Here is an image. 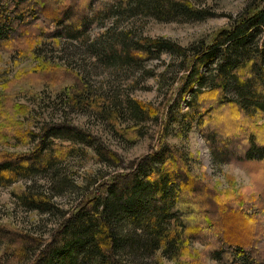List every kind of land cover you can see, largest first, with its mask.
<instances>
[{"label":"rangeland","instance_id":"374dc122","mask_svg":"<svg viewBox=\"0 0 264 264\" xmlns=\"http://www.w3.org/2000/svg\"><path fill=\"white\" fill-rule=\"evenodd\" d=\"M253 1L189 0L196 8L206 9L211 16L204 20L179 16L164 22L138 11L131 17L119 13L118 18L113 19L108 15L113 1L94 0L91 16L99 13L103 18L99 17L87 27L81 41L49 38L48 34L56 28L51 27L47 34L40 35L42 38L29 42L23 51L0 49V156L30 155L44 139L52 148L50 142L53 141L62 151L63 156L59 157L65 159L45 175L32 180L20 178L8 186H0V226L41 240L49 239L60 218L58 211L51 214L30 210L21 205L14 193H22L31 186L33 191L51 197L60 211L67 212L91 189L109 181L115 171L130 172L129 167L142 166L154 154L156 157L164 154L168 159L166 151L169 150L180 155L200 183V198L193 202L192 210L197 217L191 221L196 224L210 222L211 233L222 240L240 241L245 246L250 243L248 248L253 249L251 251L260 261L256 264H263L264 162L216 159L199 129L198 120L191 122L190 94L184 95L178 106L173 105L174 92L177 95L179 88L177 81L180 77L185 79L189 73L188 64L183 66L180 57L153 47L152 53H160L158 59L154 57L138 65L117 68L94 60V53L89 51L100 39L107 42L112 33L130 31L137 38L153 43L168 41L189 48L204 41L209 46L217 34L230 25L231 19L242 14ZM82 83L86 84L88 92L80 96L82 103L70 107L68 98L73 91L83 90ZM202 91L201 101L204 102V96H211V91L209 86ZM232 98L237 99L236 95ZM134 100L160 109V115L148 119L136 114L130 106ZM98 105L106 108V114L95 108H100ZM211 119L217 121L218 118ZM236 121L240 128L244 125L240 119ZM62 122L88 133L91 142L48 138L42 134L41 127L45 123ZM263 124L264 119L257 126ZM31 131L34 135H29ZM259 135L264 137V132ZM73 143L78 146L70 153L65 147ZM98 147L115 154L122 167L103 161L96 153ZM50 153L59 159L54 151ZM188 235L192 238L176 254L170 255L161 249L146 264H220L211 256L218 246L209 231L190 229ZM19 256L21 253L12 244H0V264H22L18 262Z\"/></svg>","mask_w":264,"mask_h":264},{"label":"trees","instance_id":"16d2710c","mask_svg":"<svg viewBox=\"0 0 264 264\" xmlns=\"http://www.w3.org/2000/svg\"><path fill=\"white\" fill-rule=\"evenodd\" d=\"M86 1L0 0V49L23 51L29 42L42 38L40 35L47 34L51 27L56 28L48 34L49 38L81 41L87 27L99 17L103 18L99 13L91 16L94 0H89L87 6ZM111 1L113 5L109 7L108 15L113 19L120 14L131 17L134 11L164 22L179 16L194 20L211 16L206 9L196 8L189 0ZM100 40L96 42L98 45L94 43L89 49L94 53V60L117 68L138 65L154 57L158 59L160 53H152L153 47L180 57L183 66L188 64L189 73L185 79H178L179 88L177 95L174 92L176 100L173 105L178 106L182 97L190 94L191 122L198 120L199 129L216 159L264 162V137L259 135L264 132V124L257 126L264 119V0L249 3L209 46L204 41L189 48L168 41L153 43L137 38L133 31L112 33L107 42ZM81 86L83 90L73 91L68 98L70 107L83 102L80 96L88 89L86 84ZM208 86L211 96H204L202 102V89ZM234 95L236 100L232 98ZM130 106L133 112L148 119L158 118L161 113L160 109L155 110L136 100L131 101ZM95 108L104 113L107 111L105 107ZM214 116L217 121H212ZM236 119L244 124L241 128ZM41 131L48 138L91 142L88 133L63 122L56 125L45 123ZM29 135L34 133L31 131ZM50 144L54 147L41 139L30 155L0 156V186H8L20 178L32 180L62 164L65 160L59 157L63 156L62 151L53 141ZM75 146L78 145L73 143L65 148L71 153L76 150ZM233 146L236 150L232 149ZM52 150L59 159L50 153ZM166 152L168 159L164 154L159 157L154 154L142 166L129 167L130 172L115 171L109 181L91 189L67 212L60 211L51 197L33 191L31 186L22 193H14L22 206L42 213L57 214L58 211L60 218L46 240L0 226V244L8 242L19 250L18 262L22 264H146L161 249L170 255L176 254L192 238L188 235L190 229L205 228L218 246L211 256L220 264L260 263L251 251L253 249L248 248L250 243L245 246L240 241L222 240L211 233L210 222L196 224L191 221L197 217L192 210L193 202L200 198V183L180 155L174 151ZM96 153L106 163L122 167L115 154L100 147ZM123 168L128 170V167ZM213 208L217 209L216 206ZM30 255H33L31 259Z\"/></svg>","mask_w":264,"mask_h":264}]
</instances>
